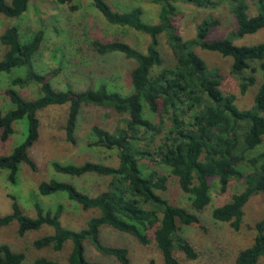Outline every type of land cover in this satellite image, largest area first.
<instances>
[{
    "label": "trees",
    "instance_id": "obj_1",
    "mask_svg": "<svg viewBox=\"0 0 264 264\" xmlns=\"http://www.w3.org/2000/svg\"><path fill=\"white\" fill-rule=\"evenodd\" d=\"M153 1L160 5L156 23L143 20L144 10L141 6L118 10L108 0H93L108 22L129 26L150 38L146 52L119 39L90 40L93 48L102 55L119 52L137 62L130 78L133 89L127 95L110 90L105 83L83 90L70 86L56 89L52 78L58 71L43 74L35 66V57L45 39L43 28L35 31L27 40H22L17 25L7 27L0 34V43L5 47V53L0 58V75L3 72L11 73L15 67L26 69L25 73L14 76L12 86L5 90L14 107L6 111L0 108L3 141L14 133L16 121L26 118L28 123L26 138L12 152L0 156V171L8 170V180L12 184L18 183L22 163L33 170L37 167L30 149L41 135L38 113L42 108L69 104L65 135L66 141L71 144L78 142V123L84 107L110 108L122 115H129L125 126L119 125L113 131L97 124L92 127L95 139L90 144L117 149V165L91 160L52 163L56 172L65 175L81 177L96 174L109 177L105 190L92 195L79 189L73 182L58 178L44 180L38 186L39 194L43 196L64 194L84 209L98 210V214L89 218L85 227L73 229L62 223L63 204L50 209L35 201L36 215L30 216L14 195H11V211L0 215V226L18 222L20 236L45 226L52 227L53 232L36 238L33 246L62 251L71 242L66 264H98L87 257L86 242H90L103 255L113 256L122 264H130L127 247L103 242V226L129 233L142 244L150 243L153 236L165 264H185L177 256V251L190 260L197 259L200 252L183 234V228L187 225L201 226V213L212 200L211 178H218L222 192L227 191L234 178L244 179V188L233 194L229 201L215 207L212 213L214 219L229 222L234 230L242 227L244 208L250 198L264 193V151L251 155L264 140V43L237 45L230 38L209 40L211 28L219 23L215 18L204 19L197 27L196 36L184 39L174 23L178 4L208 7L214 6L215 1ZM234 2L239 35L255 33L264 28V13L249 16L246 0ZM29 3L30 0H0V14L20 17L27 11ZM162 35H165L173 51L171 64L165 63L160 49ZM195 47L231 56L232 72L240 78L242 94L256 84L255 73L258 69L262 70L263 79L252 108H240L236 103V94L222 90L223 76L220 71L209 67ZM255 62H259L258 67L253 65ZM32 85L39 87V95L35 98L24 96L16 88ZM143 102L152 115L159 117L158 121L145 115ZM166 118L171 122L169 125ZM145 159L170 167V174L178 179L181 189L189 195L191 209L173 204L161 193L168 190L170 176L158 170L144 173L142 161ZM246 166L250 168L249 171H246ZM263 256L264 217L255 224L253 243L240 250L235 264H257ZM26 260L25 251H17L8 243H0V264H28ZM33 262L63 264L43 256Z\"/></svg>",
    "mask_w": 264,
    "mask_h": 264
},
{
    "label": "rangeland",
    "instance_id": "obj_2",
    "mask_svg": "<svg viewBox=\"0 0 264 264\" xmlns=\"http://www.w3.org/2000/svg\"><path fill=\"white\" fill-rule=\"evenodd\" d=\"M10 1V0H7ZM115 9H127L141 6L144 10L143 20L156 23L159 20L160 5L153 0H108ZM214 6L199 7L190 3H179L178 13L174 23L178 32L184 39L194 38L198 25L206 18H215L218 25L211 28L208 39L215 40L230 38L237 45H254L264 43V28L255 33L239 35L238 22L234 14V0H214ZM247 14L254 16L264 13V0H246ZM17 25L22 40L30 38L40 28L45 30V39L40 51L35 57L36 69L43 73L58 71L53 75L52 83L56 89H65L70 86L75 90L88 87H98L105 83L112 91L123 95L132 92L131 72L137 62L123 53L102 55L92 46L91 39L103 41L123 40L138 49L146 52L149 36L129 26L111 24L96 8L93 0H30L27 11L20 17H8L0 14V34L9 26ZM160 49L166 64L174 59L173 51L168 45L165 35L160 38ZM195 51L207 62L209 67L217 68L223 80L221 88L225 93L236 94V103L242 109L252 108L255 105V96L259 84L263 79L262 70L255 73L256 84L249 87L245 94L240 92V78L232 72L233 59L219 52L195 47ZM5 53V47L0 43V58ZM259 66V62L253 63ZM160 68H156L158 72ZM25 67H15L11 73L0 75V108L4 111L14 105L5 90L11 87V80L18 74L25 73ZM249 74V70L247 71ZM246 73V74H247ZM24 96L35 98L39 95L38 85L26 88L16 87ZM144 104L147 117L159 120L152 115ZM69 104L50 105L42 108L38 115L40 118V138L31 147L30 155L36 161L37 167L31 169L26 163L19 166L18 183L12 184L8 180V170L0 171V215L11 211L14 195L24 212L30 216L36 215L34 203L40 201L45 208L54 209L63 204L64 213L62 223L73 229L85 227L89 218L98 214V210L84 209L71 201L64 194L43 196L39 194L38 186L44 180L58 178L68 180L79 189L95 195L107 188L109 177L96 174H87L74 177L56 172L52 163L72 162L83 163L87 160L117 165L119 162L117 149H108L90 144L94 139L93 125L97 124L113 131L117 126H125L128 114L122 115L110 108L86 106L79 118L77 144L66 141L65 124L68 116ZM167 125L171 122L166 118ZM27 119L23 118L14 123L15 131L8 140L1 139L0 130V156L9 154L27 136ZM243 133V132H241ZM264 151V140L251 155ZM144 173L158 170L169 177V188L161 192L165 197L179 206L191 209L189 195L185 193L171 169L164 163L145 159L142 161ZM249 171L248 166L245 167ZM211 202L201 213V226L187 225L183 234L197 247L200 255L195 260L185 258L184 253L177 251V256L185 264H235L238 253L250 246L255 237V224L264 217V193L253 195L245 205L243 225L234 230L229 222L214 219L213 209L229 201L233 194L244 188V179L234 178L226 192L220 190L218 178L210 179ZM53 228L45 226L40 230L29 231L24 236L18 234V222L14 221L7 226H0V243H8L14 250L25 251L26 263L33 264L39 257H48L66 264L72 244L68 242L62 251H54L50 247L37 249L33 241L48 233ZM102 240L104 243L115 246H124L129 250L130 264H165L161 250L154 241L153 236L148 244L140 243L136 237L129 233L116 230L109 226L102 227ZM87 257L97 261L98 264H122L113 256L103 255L86 242ZM257 264H264V256Z\"/></svg>",
    "mask_w": 264,
    "mask_h": 264
}]
</instances>
